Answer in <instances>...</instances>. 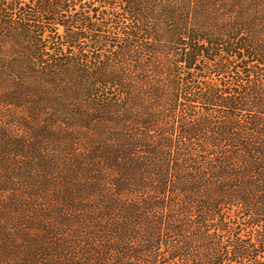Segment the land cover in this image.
<instances>
[{"label": "trees", "instance_id": "obj_1", "mask_svg": "<svg viewBox=\"0 0 264 264\" xmlns=\"http://www.w3.org/2000/svg\"><path fill=\"white\" fill-rule=\"evenodd\" d=\"M0 264H264V0H0Z\"/></svg>", "mask_w": 264, "mask_h": 264}]
</instances>
